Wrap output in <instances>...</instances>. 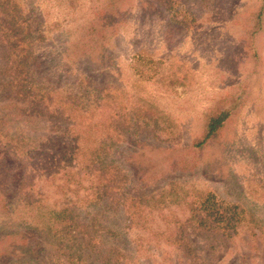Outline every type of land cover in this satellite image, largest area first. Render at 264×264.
Listing matches in <instances>:
<instances>
[{
	"label": "rangeland",
	"instance_id": "obj_1",
	"mask_svg": "<svg viewBox=\"0 0 264 264\" xmlns=\"http://www.w3.org/2000/svg\"><path fill=\"white\" fill-rule=\"evenodd\" d=\"M169 1L171 4L166 1L159 6L148 0L133 2L131 14L118 33L109 38L104 59L99 60L92 54L88 62L67 47L100 6V0H72V5L70 0H12L11 8L28 25V32L34 34L32 41L29 36L25 40L27 46L33 42L32 50L36 54L23 67L29 73L32 71L29 77L33 85L50 93H56L55 90L61 99L73 97L75 92L86 96L87 88V97L98 96L101 91L109 93L115 104L109 102L105 109L95 108L91 117L107 126L123 125L108 132L118 139L112 152L115 163L110 167L124 176L121 188L125 186V193L151 197L169 189V181L173 180L180 184L176 189L181 196L213 194L215 204L227 218L223 222L227 232L235 230L236 235L232 241L227 239L230 244L209 257L211 261L264 264V30L257 40V47L261 49L257 66L254 58L244 52L239 56L235 53L239 32L245 30L244 25L251 24L247 14L258 0ZM137 78L143 81L139 93L138 83L133 82ZM78 82L80 91L74 90ZM227 94L240 95L244 102L236 109L234 122L218 142L202 154L200 167L187 175L169 174L155 184L139 185L134 164L148 166L151 171L148 176L160 173L167 159L158 146L187 144L200 130L202 112L217 97ZM137 98H144L166 118L168 130L159 131L157 140L145 138L143 133L137 138L122 131L132 125L127 113L136 108ZM10 99L0 86V168L5 167L6 184L0 192L12 199L10 214L6 217L0 214V235L17 229L28 232L37 238L47 261L61 254L50 212L66 206L79 212L81 218L86 216V222L92 216L88 214L98 209L95 205L104 204L103 210L107 211L111 203L108 199L105 205L107 198L97 203L94 198L77 201L70 193L61 194L62 188L54 193L50 158L58 156L56 150L67 147L69 138L51 140L48 137L59 135L62 126L68 125H61L57 116L51 119L43 115L46 109H37L33 103L16 100L15 107L10 108ZM54 103L50 106H55ZM90 106L91 101L79 104L78 111L70 118L84 122L83 114L93 109ZM61 109L67 114L65 107ZM138 125L136 130L145 131ZM91 132L96 135L95 130ZM94 144L91 141L90 145L83 146L85 151L80 150L81 166L92 159ZM126 158L131 163L125 162ZM60 180L58 177L55 182ZM125 193L119 191L111 202ZM55 199L58 200L56 207L53 206ZM175 209L181 216L180 210ZM230 218L233 225L228 223ZM150 234L149 229L139 230V237L146 239L143 242L146 248L149 238L154 243L155 235L150 237ZM58 237L69 239L65 232ZM129 237H137L135 229ZM161 247L169 249L164 243ZM129 249L121 247L125 254ZM141 254L143 257L139 260L130 256L129 261L148 264V256L142 251ZM59 260L62 262V258ZM19 261L4 257L0 264H21Z\"/></svg>",
	"mask_w": 264,
	"mask_h": 264
},
{
	"label": "trees",
	"instance_id": "obj_2",
	"mask_svg": "<svg viewBox=\"0 0 264 264\" xmlns=\"http://www.w3.org/2000/svg\"><path fill=\"white\" fill-rule=\"evenodd\" d=\"M135 1L100 0V6L93 11L90 19L79 29L78 37L67 48L70 52L81 55L88 62L91 61L92 54L98 56L99 60L104 59L109 38L118 33L121 24L131 14V7ZM148 1L158 6L166 1L171 4L169 0ZM70 3L72 5V0ZM12 4V0H0V86L12 100L8 107H15L16 100L20 103H33L37 109L41 107L46 109L47 112L43 115H48L51 119L57 116L61 119V125H68L62 126L63 130L59 135L48 137L51 140L69 138L67 147L56 150L58 156L50 158L54 193L62 188L61 194L70 193L77 198V201L94 198V202H99L100 199L107 198L103 199L105 205L108 199L111 205L108 206L107 203L109 208L107 211L103 210L104 204L102 207L95 205L98 209H93V214H90L91 212L88 214L92 216L85 222L86 216L81 218L79 212H74L66 206L57 209L58 200L55 199L53 206L56 210L50 213L51 222L55 224L54 236L58 240L57 245L61 252L57 256L59 259L62 258V262L57 256L46 261L44 250L40 248L37 238L34 239L28 232L19 229L0 235V259L10 257L15 261L20 260L21 264H133L129 259L135 256L139 260V257H143L142 251L146 257L148 256V264H217L209 257L225 248L226 244H230V240L227 239L233 238L236 231L227 232L223 223L226 217L215 204L214 195L208 193L202 196V193H194L191 197L186 194L181 196L176 189L180 184L173 180L169 181V189L165 188L151 197H135L125 193V186L121 188L124 176L110 167L115 163L112 152L117 147L118 139L108 132L111 128L123 125L107 126L101 120H92L94 115L91 112L95 108L105 109V104L109 102L115 104L110 94L101 91L98 96H93L94 98L90 95L87 97L89 92L87 88L86 96L82 92H75L73 97L66 96L61 99L57 91L53 90L56 93H50L47 89L41 90L39 85H33L29 77L32 71L29 73V70L23 66L29 64L28 60L36 54L32 50L33 42L27 46L25 40L29 36L32 41L34 34L28 32V25L13 11ZM248 15L251 24L244 25L245 30L239 32L235 53L239 56L244 52L248 57L254 58L257 66L261 59V49L257 47V40L264 30V0H258L255 8L252 7ZM133 82L138 83L137 87L140 88L138 93L141 92L142 79L137 78ZM75 84L74 90L80 91V82ZM233 95L217 97L213 104L202 112L200 130L187 144L178 143L168 146L162 143L163 145L158 146L159 151L167 159L166 167L160 173L148 176L151 174L148 166L134 164L136 182L145 186L155 184L169 174L187 175L195 172L201 165L202 154L218 142L228 125L234 122L236 109L244 102V98L242 100L240 95ZM232 97H234L233 101H231ZM88 101H91L90 107L93 109L83 114L84 122L72 120L70 115L78 111L79 104H87ZM51 103L55 106H50ZM61 107H65L67 114ZM135 107L127 113L132 118V125L128 128L124 127L122 130L124 133L137 138L143 133V137L157 140L159 131L168 130L165 126L164 114L157 108H152L144 98H137ZM68 119L73 122H66L65 120ZM136 123L145 131L136 130ZM92 129L96 131V135L92 134ZM91 141L95 142L94 146L92 145L95 147L94 154L87 165L81 166L78 156L81 151L86 150L83 146L90 145ZM142 146L146 148L148 145ZM124 161L131 163L128 162L129 158ZM4 170L0 168V189L6 185L3 178ZM58 177L61 180L55 182ZM119 182L121 184L117 185ZM119 191L124 192L125 196L119 198L120 202L117 200L112 203L111 199L119 194ZM10 201L12 199H7L0 192V214L5 217L11 211ZM175 208L180 210L181 216ZM106 213H108L107 217H105ZM231 220L232 218L229 219V224ZM78 228L81 229L78 231ZM132 229L137 232V237L130 239L129 234ZM142 229H149L150 237L155 235L154 243L151 238L147 240L148 248L143 243L146 239L139 237V230ZM62 232L69 235L67 241L58 237ZM162 243L169 249L161 247ZM123 246L130 248L127 255L121 251Z\"/></svg>",
	"mask_w": 264,
	"mask_h": 264
}]
</instances>
